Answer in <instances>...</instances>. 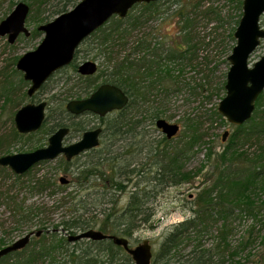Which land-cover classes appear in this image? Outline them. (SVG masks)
<instances>
[{"label": "rangeland", "instance_id": "rangeland-1", "mask_svg": "<svg viewBox=\"0 0 264 264\" xmlns=\"http://www.w3.org/2000/svg\"><path fill=\"white\" fill-rule=\"evenodd\" d=\"M18 1L22 0H0V22L14 10ZM80 1L78 0L76 5ZM168 1L160 0L159 2V6L165 4L164 10L167 12L164 15L156 12L142 25L135 27L129 36L128 43L132 46L133 40L148 34L151 40H161L166 45L173 46L174 43L181 41L182 36V20L178 9L186 11L185 13L192 18V22H189L193 31L192 38L195 43L200 42L199 47L193 55H188L186 65L182 66L184 72L178 73V69L176 70L179 82L176 88L174 85L173 90L167 96L157 93V97L148 104L151 109H159L163 112L162 117L167 121L179 124L180 132L176 137L170 138L168 143H164L166 136L155 126V122L152 123L150 118L142 119L144 123L138 127L135 136L127 134L111 140L109 138L111 136H107L109 132H106L105 137L102 138V145L98 147L100 149L95 152H85L73 160L72 171L85 162H102L100 166L102 174L96 171V174L100 176L94 174L96 178L94 177L92 181L84 185H80L73 179L72 172L66 171L67 164L64 154L51 161H43L33 166L20 178H17L9 167L0 168V240L6 239V245L14 243L15 240L31 231L42 230V234L57 232L59 236H66L68 230L61 225V222L70 217L73 209L79 208L78 211L85 214L84 219L89 218L99 222L104 217L103 212L108 211L109 208L112 212L118 213L128 205L134 185L139 183L141 186H148V189L153 187V183L148 185L146 180H152V176L159 169L156 145L164 149L166 144L179 143L194 133L195 137L192 141L194 147L188 155L185 169H202L203 172L193 182L159 186V191L151 197L150 204L147 205L153 211L151 223L142 224L136 228L133 235L128 237L130 244L136 247L142 243L143 239H149L155 253L160 249L161 242L172 226L192 215L191 202L212 168L207 162L208 148L222 152L238 127L228 122L223 115L218 116L217 112L221 99L227 93V90H223L221 86L231 64L228 56L236 44V39L230 37V34L238 27L237 21L241 11L243 13V7L240 9L238 0H171V8H169ZM140 4H135L126 17H121L126 19L123 23L128 25L131 21L129 17L140 15L142 11ZM72 8L74 7L70 6L69 10ZM46 14L49 13L46 12ZM56 17H47L42 22L29 13L26 25L31 30L30 36L21 34L13 44L8 41L7 35L0 36V156L31 152V150L47 146L49 137L59 128L56 125L58 122L65 123L67 126L74 121L83 124V131H72L65 138L67 144L79 140L85 130L98 125L101 127L108 125V119L101 122L95 114L83 113L75 117L69 116L68 112L65 113L60 109V107H66L72 98H78L80 95L87 96L91 92L89 90L85 92L84 81L87 79L76 72L75 66L71 65L54 73L34 96L27 94L30 82L26 85L21 82L20 77H23V72L16 68L18 59L27 51L36 49L45 37L44 33L38 30V26ZM112 18L114 20H111ZM117 18L120 17L112 16L106 24L83 41L79 48L77 65L88 59L97 61L99 66L95 81L98 85L106 82L108 75L114 71L117 58L120 57L118 47L108 48L107 42L104 41L106 35H109L108 30L113 28ZM260 25L264 27V15ZM94 50H101L102 54L96 55ZM139 54L143 55L144 52L139 51ZM263 54L264 40L251 55L250 65L260 60ZM16 70H19L21 74L16 73ZM42 100L48 103L44 124L39 130L29 134L18 132L14 118L19 108L29 102L40 103ZM225 131L230 134L226 140H223ZM103 147L107 150L101 152ZM249 149L254 151L256 145L250 146ZM101 154L102 157H99ZM114 161L120 163L121 166L133 162L130 168L137 163L136 169L143 170L145 174L137 176L139 173H129V177L121 175L116 177L110 170V162ZM64 176L68 179L65 184L60 182V178ZM103 177L121 181L122 189L118 191L114 189L115 185L111 187L110 184L105 188L106 183ZM38 179L42 181L49 179L51 186L44 191L32 194L30 186L33 185L34 180ZM105 189L108 192L106 198L103 197ZM69 194H72L76 202H79L77 205L74 204V199L68 197ZM109 200H113L114 203L108 202ZM30 207L32 211L35 210L34 216L31 215V220L27 219V210ZM20 212L24 213L23 217L20 216ZM42 222L45 226L39 227ZM236 224L233 239H238L243 231V221H238ZM99 227L100 225L94 228L99 230ZM257 228L258 230L261 228L264 233V227ZM79 231L75 230L71 234H77ZM38 237L40 236L31 237L29 247L39 242ZM202 241L206 246H210L213 242L212 236L206 234ZM186 246L187 249L190 248V245ZM62 257L58 258L63 260Z\"/></svg>", "mask_w": 264, "mask_h": 264}, {"label": "trees", "instance_id": "trees-1", "mask_svg": "<svg viewBox=\"0 0 264 264\" xmlns=\"http://www.w3.org/2000/svg\"><path fill=\"white\" fill-rule=\"evenodd\" d=\"M22 1L29 3V13L42 22L47 17L68 12L69 7H75L78 2V0ZM159 2L160 0L140 4L142 8L140 15L129 17L131 21L128 25L123 23L126 19L117 18L113 28L108 30L109 35L105 37L104 41L107 42L108 48L118 47L120 53V57L114 64V71L108 75L106 81L119 85L130 96L125 109L102 119V121L109 120L107 136H111L109 137L111 140L127 134L137 135L138 127L144 123L143 118H150L152 123L162 118L163 112L159 109H151L148 105L149 101L156 98L157 93L167 96L174 85L176 88L179 84L176 70L178 69V73H183L182 66L186 65L188 55H193L199 47L200 42L195 43L192 38L193 31L189 24L192 18L185 13L186 11L179 9L182 20L180 42L168 46L161 40H151L148 34H145L133 40L132 46L129 45V36L135 27L142 25L156 12L159 15L167 12L164 10L165 4L159 6ZM168 3L171 8V0ZM238 4L242 9L243 0H238ZM239 15L237 24L243 16L242 11ZM235 31L236 28L230 34L234 40L236 39ZM139 51H143L144 54L140 55ZM15 72L21 74L19 70ZM20 78L23 85L28 83L25 78ZM85 79H87L84 81L85 92L97 86L94 76ZM226 82L225 78L221 86L223 90H225ZM81 97L80 95L79 98ZM60 109L65 113L68 112L65 107ZM68 115L70 116L69 112ZM217 115L220 116V113L217 112ZM56 125L62 127L66 124L58 122ZM70 126L77 131L84 130L80 122L74 121ZM233 133L222 152L208 148L207 162L212 168L191 202L192 215L172 226L161 242L160 249L154 253L151 264H264V233L261 228L259 230L257 228L264 227V92L257 99L252 117L244 125L238 126ZM193 135L179 143L166 144L164 149L156 145V151L160 156H157L159 169L152 176V180H146L148 185L153 183V187L148 189V186H141L139 183L134 185L129 203L124 209L114 213L109 208L108 211L103 212L104 217L101 222L84 219L85 214L79 212V208L73 209L70 217L63 220L61 225L68 230L69 235L75 230H88L100 225V230L106 234L131 237L136 228L142 224L151 223L153 211L147 205L150 204L151 197L159 191V186L193 182L203 172L202 169H185L188 155L194 147L192 146L195 137ZM164 140V143L169 141L167 136ZM252 145H256L254 151L249 149ZM98 147L90 152L100 149ZM101 149V152L107 150L104 147ZM99 157H102V154ZM114 162H110V170L116 177L118 175L129 177V173H139L137 176L145 174L143 170L136 169L137 163L130 168L133 162H128L124 166ZM65 163L66 171L72 172L73 179L80 185L89 183L94 177L96 178V175L100 176L96 174V171L102 174L101 161L85 162L75 171H72L73 160H66ZM2 167L4 166L0 165V168ZM15 175L17 178L22 176ZM104 181L105 188L110 184L111 187L115 185L114 189L118 191L122 189L121 181H114L108 177ZM50 186L49 179L43 181L38 179L33 181L30 189L33 194L44 191ZM107 195L108 192L105 189L103 197L106 198ZM68 197L74 199V204L79 203L72 194ZM108 202L114 203L113 200ZM23 214L20 212L21 217ZM34 214L35 210L32 211L30 207L27 210V219L31 220V215L34 216ZM238 221H243V231L238 239H233ZM44 226L43 222L39 225V227ZM68 234L59 236L57 232L43 233L38 237L37 244L29 247V243L23 250L4 256L0 264H134L132 256L125 248L122 245H115L112 239L99 241L82 239L72 242ZM206 234L212 236L213 242L210 246H206L202 241ZM6 244V239L0 240V248ZM258 244L260 245L257 247ZM186 245H190V248L187 249ZM60 256H63V260L58 258Z\"/></svg>", "mask_w": 264, "mask_h": 264}, {"label": "water", "instance_id": "water-1", "mask_svg": "<svg viewBox=\"0 0 264 264\" xmlns=\"http://www.w3.org/2000/svg\"><path fill=\"white\" fill-rule=\"evenodd\" d=\"M153 1L159 0H81L68 12L39 25L38 30L42 31L45 37L36 49L20 56L16 64V68L23 72V78L30 82L28 96L37 93L52 74L69 65L80 43L107 23L112 16L126 17L135 4ZM243 4V16L234 32L236 44L228 56L231 64L226 76L227 93L218 107V112L228 122L238 126L244 125L252 117L257 99L264 92V54L260 60L250 65L251 55L264 40V27L260 25L264 15V0H243ZM29 12V3L18 2L14 10L0 22V36L7 35L11 44L15 43L21 34L30 36L31 30L26 25ZM97 69V64L87 61L81 64L79 72L92 75ZM129 99V95L121 87L103 83L88 98L69 101L66 108L75 115L92 112L104 117L109 112L124 109ZM47 105L48 103L42 100L40 103L29 102L21 106L14 118L18 132L29 134L39 130L46 119ZM156 126L168 139L177 136L180 131V125L165 118H158ZM69 131L67 127L62 126L50 136L47 146L31 152L0 156V165L9 167L17 175H22L42 161H51L63 154L67 161H71L100 144L101 128L85 131L79 141L64 144L63 140ZM229 134L225 131L223 140H226ZM60 182L67 183V177H61ZM42 232L32 231L14 243L3 246L0 249V260L14 251L23 250L33 235L40 236ZM69 236L72 242L82 239L94 241L112 239L115 245H122L127 253L133 256L134 264H151L154 256L149 239H143L142 243L131 248L128 238L109 235L95 228L81 230Z\"/></svg>", "mask_w": 264, "mask_h": 264}, {"label": "flooded vegetation", "instance_id": "flooded-vegetation-1", "mask_svg": "<svg viewBox=\"0 0 264 264\" xmlns=\"http://www.w3.org/2000/svg\"><path fill=\"white\" fill-rule=\"evenodd\" d=\"M99 29H100V28H99ZM97 30H98V29H97ZM97 30H96V31H97ZM94 32H95V31H94ZM94 32H93V33H94ZM89 37H90V36H89ZM87 38H88V37H87ZM87 38H85L83 41H85ZM83 41H82V42H83ZM82 42H81V43H82ZM81 43H80V45H81ZM79 48H80V46L76 49V51H75V53H74V55H75V56H74V59L70 62V64H69V65H66V66H64V67H62V68H60V70L63 69V68H66V67H70V66L72 65V66H75V70H76V72H78L79 75L82 76L83 78L92 77V76L95 77V74L97 73L98 69H97V71H96L95 73H93L92 75H85V74H82V73L79 72L80 66H81V64L84 63V62H87V61H90V62H91V61H93L95 64H97V61H96V60H93V59L89 60V59H88V60H85V61H83V62H81L80 64L77 65V64H76V59L78 58ZM100 51H101V50H97V51L94 50L93 52H94V54L99 55V54H102ZM98 66H99V65L97 64V67H98ZM60 70H58V71H60ZM58 71H56V72H58ZM56 72H55V73H56ZM52 75H53V74H52ZM103 83H109V84H112V85L115 84V83L113 84V83H110V82H107V81H106V82H103ZM103 83H102V84H103ZM44 84H45V83H44ZM102 84H99V85L97 84L96 87H93V88L90 90L91 92H89V93L87 94V96H82L81 98L78 97V98H72V99L88 98V97H89V96H90V95H91L96 89H98ZM115 85H116V84H115ZM117 86H119V85H117ZM119 87H120V86H119ZM123 91H124V90H123ZM38 92H39V91H38ZM38 92H37V93H38ZM124 92H125V91H124ZM37 93H35L34 95H36ZM126 94H127V93H126ZM34 95H33V96H34ZM127 95H128V94H127ZM129 98H130V96H129ZM129 100H130V99H129ZM70 101H71V100H70ZM126 107H127V105H126ZM66 109H67V108H66ZM124 109H125V108H124ZM122 110H123V109H122ZM67 111H68V110H67ZM118 111H121V110H115V111L109 112L108 114L104 115V117H101V116L97 115L96 113H92V112H84V113H92L93 115L95 114V115L98 116V118H100V121H101V122H105V120L102 121V119H105V118H107V116H109L110 114H115V112H118ZM68 112H69V111H68ZM69 113H70V112H69ZM70 115L75 116V117H76V116H79V115H75V114H73V113H72V114L70 113ZM81 115H83V114H81ZM162 118H163V117H162ZM156 121H157V120H156ZM156 121H155V126H156ZM70 125H71V124H70ZM63 126L67 127V128L70 130L69 133L65 136V138H66V137H67L72 131H75V130H76V129H73V130H72V129H71V128H72L71 126H67V125H63ZM59 128H61V127H59ZM59 128H58V129H59ZM98 128H101V129H102V131H101V133H100V136H99L100 144H101V143H102V137L106 134V132H108L107 125H106L105 127H101V126H99V125H98V126H94V128H91V129H88V130H94V129H98ZM88 130H85V131H88ZM160 130H161V129H160ZM56 131H57V130H56ZM56 131H55V132H56ZM76 131H77V130H76ZM85 131H84V132H85ZM161 131H162V130H161ZM78 132H81V131H78ZM53 133H54V132H53ZM53 133H52V134H53ZM83 134H84V133H83ZM51 136H52V135H51ZM82 136H83V135H82ZM49 138H50V137H49ZM65 138H64L63 141H64V144H67V143L65 142ZM81 138H82V137H81ZM81 138H80V139H81ZM80 139H79V140H80ZM48 140H49V139H48ZM79 140H77V141H79ZM77 141H74V142H77ZM48 144H49V143H48ZM69 144H73V143H69ZM100 144H99V145H100ZM99 145H98V146H99ZM98 146H97V147H98ZM97 147H95V148H97ZM95 148H94V149H95ZM88 151L90 152V151H92V149H90V150H88ZM88 151H86V152H88ZM82 154H85V153H82ZM82 154H81V155H82ZM79 156H80V155H79ZM79 156H76V158L79 157ZM74 158H75V157H74ZM73 160H74V159H73ZM31 232H32V231H31ZM129 244H130V240H129ZM130 246L132 247V244H130ZM153 254H154V250H153ZM129 255H130V254H129ZM132 259H133V261H134L133 256H132Z\"/></svg>", "mask_w": 264, "mask_h": 264}]
</instances>
